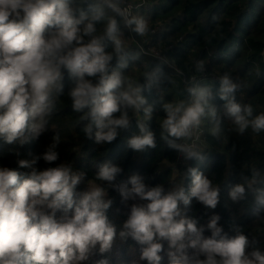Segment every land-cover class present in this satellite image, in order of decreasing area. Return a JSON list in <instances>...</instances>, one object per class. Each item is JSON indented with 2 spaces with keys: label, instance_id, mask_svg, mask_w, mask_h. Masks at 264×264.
I'll list each match as a JSON object with an SVG mask.
<instances>
[{
  "label": "trees",
  "instance_id": "obj_1",
  "mask_svg": "<svg viewBox=\"0 0 264 264\" xmlns=\"http://www.w3.org/2000/svg\"><path fill=\"white\" fill-rule=\"evenodd\" d=\"M135 1L141 6L134 10L132 20L146 21L148 30L144 35L134 30L135 23L128 28L124 16L102 0H67L74 18L80 19L82 13L85 16L78 25L81 30L91 21L93 10L102 9L103 17L93 22L92 36L103 37L104 52L112 57L106 75L119 73L121 77L122 84L114 94L128 91L130 85L141 89L139 95L144 103L139 109L122 105L113 114L114 118L126 114L128 126L117 127L112 142L97 143L99 129L90 115L91 106L74 109L71 91L76 77L62 67V78L47 101L44 130L39 134L33 132L31 125L35 121L29 118L22 137L9 143L0 136V169L16 171L18 184L30 178L32 172V168L20 166L21 160L35 159L33 168L37 172L63 165L72 173L81 174L73 189V207L57 210V218L71 216L85 193L102 190L101 200L109 204L104 214L115 229L114 238L104 251L97 242L90 247L86 259L72 260L70 264H172L170 253L180 264H196L206 258L198 248L190 246V241L196 239L193 233L186 235V247L181 251L170 247L168 239L156 236L153 242L162 245L157 254L160 259L142 258L148 244L135 239L124 225L134 205L146 208L151 201L131 193L133 177L139 179L145 191L159 188L162 197L183 190L190 202H178L180 216L176 219L193 220L197 229H202V238H213L208 225L218 217L216 227L220 232L214 237L216 240L243 235L249 259H253L254 252L264 255V130L253 128L256 118L264 114V0H112L121 10ZM113 19L117 25L115 36L122 42L119 52L114 41L106 36L107 25ZM56 31L55 26L46 27L45 38ZM91 38L84 36L83 42ZM124 38L135 42L127 46ZM151 50L160 54V60L149 53ZM224 76L238 85L226 99L222 98ZM85 78L94 86L100 81L99 74ZM201 90L206 94V103L202 102L205 132L194 154L183 163L186 135L172 136L163 127L168 116L166 106L177 97L186 108ZM230 101L241 107L240 115L247 122L243 132L228 112ZM248 106L251 115L245 111ZM88 127L90 133L85 132ZM149 132L155 147L136 150L130 146L133 137ZM52 145L58 159L48 163L43 155ZM163 163L168 166L162 168ZM104 166L119 169L112 181L98 177ZM192 170L218 189L215 208L191 196ZM237 185L243 186L244 192L234 200L230 193ZM122 193L130 195L125 198Z\"/></svg>",
  "mask_w": 264,
  "mask_h": 264
},
{
  "label": "clouds",
  "instance_id": "obj_2",
  "mask_svg": "<svg viewBox=\"0 0 264 264\" xmlns=\"http://www.w3.org/2000/svg\"><path fill=\"white\" fill-rule=\"evenodd\" d=\"M113 11L123 15L122 10L112 0H102ZM103 17L99 7L93 10L91 21L81 30L85 19L74 18L67 0H0V136L11 143L23 136L29 118L35 121L31 125L33 132L39 134L47 123L49 95L61 80V68H66L76 77V86L71 91L73 107L80 111L91 106V113L99 131L96 141L112 142L117 135V127H127L126 114L114 118L113 114L121 110L122 105L139 109L144 103L139 95V87L129 86V90L119 96L114 94L122 80L119 73L106 75L112 57L104 52L103 37H95L94 21ZM135 23V31L144 35L148 26L143 18L128 20ZM55 26L57 31L45 38L46 27ZM116 21L110 20L106 28V36L115 43L117 52L122 42L116 38ZM84 36H91L84 43ZM100 76L99 84L94 86L85 77ZM223 94L235 91L238 85L232 84L227 76L222 78ZM205 92L200 91L198 97L188 107L183 104L176 107L166 106L168 116L163 127L170 135L182 137L188 134L191 127L200 123L204 114L203 103H206ZM203 102V103H202ZM245 111L251 115V107ZM228 112L235 117L239 131L247 127L244 116L240 115L239 104L229 102ZM255 131L264 130V114L253 122ZM90 127L85 129L90 133ZM143 131V127H141ZM129 144L136 150L145 146L155 147L152 133L133 137ZM176 147H180L176 145ZM55 145L49 147L43 159L54 162L58 159ZM187 151V149H185ZM189 155L193 153L189 152ZM36 160H21V167L32 168L31 177L19 183V175L8 168L0 169V264H70L72 260H84L90 247L100 242L101 251L110 246L115 235L104 210L108 203L101 200L102 190L96 188L85 193L71 216L57 218L56 212L63 206L73 207V189L81 180V174L72 173L66 166L47 168L37 172L33 165ZM116 167L104 166L98 177L112 181ZM191 196L205 206L215 208L218 203V189H214L211 181L196 174ZM131 193L142 199L151 201L147 207L133 206L131 215L125 223L141 243H147L142 258L158 261L157 255L162 245L154 243L156 236L166 238L170 247L183 250L184 240L188 233L196 235L190 246L198 248L205 255L204 260L196 264H264V255L252 253L253 259L245 255L247 239L239 235L234 239L216 240L220 232L216 227L218 217H214L208 227L213 230V238H202V229L198 230L193 220L180 216L178 202L189 204L188 196L183 190L161 196L159 188L145 191V186L137 177L131 180ZM244 192L243 186L237 185L230 193L235 200L237 194ZM128 198L130 193H122ZM123 235V233H122ZM172 264H180L174 253ZM219 257V259H217Z\"/></svg>",
  "mask_w": 264,
  "mask_h": 264
},
{
  "label": "built area",
  "instance_id": "obj_3",
  "mask_svg": "<svg viewBox=\"0 0 264 264\" xmlns=\"http://www.w3.org/2000/svg\"><path fill=\"white\" fill-rule=\"evenodd\" d=\"M140 6H136V7L139 8ZM127 7H128V9H127ZM125 8L126 9L123 12L124 13L123 16H124V19H125V23L127 25H129L128 24V20H130L129 16L132 14V10H134L135 7L133 6V4H129ZM147 78H149V76ZM192 93H194V91H192ZM204 132H205V129H204V124H203V120H202V116H201L199 125L191 127L189 129V132L186 135V139L183 142L182 148H183V153H184L183 156L184 157L187 158V157L192 156V155H189V152L194 154L195 149H197L198 144L200 143ZM185 149H187V151H185Z\"/></svg>",
  "mask_w": 264,
  "mask_h": 264
},
{
  "label": "rangeland",
  "instance_id": "obj_4",
  "mask_svg": "<svg viewBox=\"0 0 264 264\" xmlns=\"http://www.w3.org/2000/svg\"><path fill=\"white\" fill-rule=\"evenodd\" d=\"M133 6L135 7V9L134 10H137L138 8L136 7V6H139V2L138 1H135V3L133 4ZM125 9L126 8H124L123 10H122V12H124L125 11ZM127 9H128V7H127ZM134 10H132V14L129 16V19L130 20H132V18L134 17ZM126 24V23H125ZM126 26L128 27V28H130L131 27V25H127L126 24ZM123 38V37H122ZM123 42L125 43V45H127V46H129V45H131V44H133L135 41H133V40H128V39H126V38H124L123 39ZM154 58L156 57V59L158 58H160L161 56H160V54L157 52V51H155V50H151V52H149ZM160 60V59H159ZM164 61H167V60H165V58L163 59ZM193 91V90H192ZM193 94V93H192ZM181 104H183V102H179L178 101V99H177V97H174V100H172V101H170V102H167V106L168 105H171L173 108L174 107H176V106H178V105H181ZM183 106H184V104H183ZM183 157V156H182ZM182 160H183V163L186 161L187 162V159H186V157H183V158H181ZM162 168H164V167H167L168 165L166 164V163H163L162 165Z\"/></svg>",
  "mask_w": 264,
  "mask_h": 264
}]
</instances>
